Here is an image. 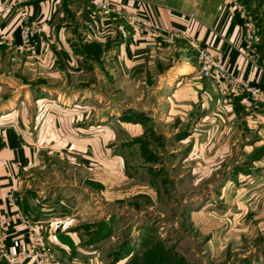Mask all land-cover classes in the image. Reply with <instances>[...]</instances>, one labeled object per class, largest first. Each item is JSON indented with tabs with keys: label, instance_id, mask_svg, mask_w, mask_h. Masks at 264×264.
<instances>
[{
	"label": "rangeland",
	"instance_id": "1",
	"mask_svg": "<svg viewBox=\"0 0 264 264\" xmlns=\"http://www.w3.org/2000/svg\"><path fill=\"white\" fill-rule=\"evenodd\" d=\"M111 48L70 94L29 95L43 138L29 187L84 235L85 264H264V147L180 84L105 67Z\"/></svg>",
	"mask_w": 264,
	"mask_h": 264
},
{
	"label": "crops",
	"instance_id": "2",
	"mask_svg": "<svg viewBox=\"0 0 264 264\" xmlns=\"http://www.w3.org/2000/svg\"><path fill=\"white\" fill-rule=\"evenodd\" d=\"M96 1L23 0L20 6L27 18L38 23L28 43L22 41L15 9L0 10V114L11 112L9 118L0 117V153L6 160L0 163V217H7L0 223L4 232L0 243L11 251L29 247L28 225L36 223L37 232L52 242L55 256L50 264H85L81 253L88 250L81 246L83 234L67 231L68 216L58 211L59 202L44 201L37 189L29 187L33 170L41 163L38 145L43 138L36 133L39 116L26 115V110L29 95H68L71 76L93 69L95 61L77 50L92 44L100 49L115 46L105 67L116 65L127 76L180 84L193 107L211 106V114L218 118L223 107L233 125L242 124L254 136L252 143L264 147V107L244 95L223 96L219 79L204 76L195 59V46L220 51L232 74L264 89V36L257 34L256 61L241 55L237 45L242 42L243 19L231 4L225 1L218 9L222 0H115L125 4L127 14L139 15L142 22L136 25L122 14L99 11ZM9 195L15 197L13 202ZM67 257L69 263H64ZM20 264L41 263L32 259Z\"/></svg>",
	"mask_w": 264,
	"mask_h": 264
},
{
	"label": "built area",
	"instance_id": "3",
	"mask_svg": "<svg viewBox=\"0 0 264 264\" xmlns=\"http://www.w3.org/2000/svg\"><path fill=\"white\" fill-rule=\"evenodd\" d=\"M22 1L23 0L0 2V10L3 8H8L9 10L11 8L15 9L17 14V27L21 34L22 41L23 43H28L31 40L32 33L37 30L38 23L27 18L25 11L20 6V2ZM225 1L231 4L243 19L242 42L237 45V50L247 60L254 62L259 56L255 45L257 42L256 21L241 0H222L217 8L221 9ZM95 6L102 12L122 14L130 23L137 25L142 22V19L137 13L127 14L125 12V4L121 1L97 0ZM190 16H193V14L190 13ZM195 48V59L199 70L204 76L219 79L223 96L244 95L248 97L253 104L264 107V89L252 85L247 78L232 74L226 66V61L222 52L211 51L207 48L198 46H195ZM5 162V158L0 153V163L4 164ZM14 200L15 197L13 195L8 196L9 202H13ZM6 220L7 217H0V223H4ZM28 228L32 234L29 247L20 251H11L6 248L4 243H0V263L5 260L10 264H20L34 259L41 264H50L51 259L55 256L52 242L41 233L37 232V229H39L38 224L31 223L28 225ZM3 235L4 232L1 230L0 236Z\"/></svg>",
	"mask_w": 264,
	"mask_h": 264
},
{
	"label": "trees",
	"instance_id": "4",
	"mask_svg": "<svg viewBox=\"0 0 264 264\" xmlns=\"http://www.w3.org/2000/svg\"><path fill=\"white\" fill-rule=\"evenodd\" d=\"M255 1V0H241V2L245 3L246 6L248 7V11L251 13V15L253 16V18L256 21V25H257V34H261L262 36H264V19H261L260 16H258L260 13L261 15L264 14V9H261V12H258L260 9V5L264 4V0H257L259 1L258 6L255 5H249L250 2ZM259 32V33H258ZM100 50V47L98 45H90L87 46L86 48L84 47L81 50H77L79 52L88 54L90 57L91 55L93 56L94 53H98V51ZM96 56H94L95 58Z\"/></svg>",
	"mask_w": 264,
	"mask_h": 264
}]
</instances>
